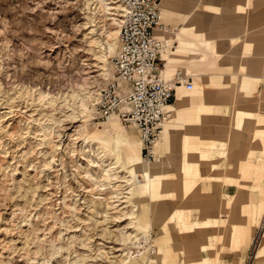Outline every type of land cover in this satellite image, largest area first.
<instances>
[{
	"label": "rangeland",
	"instance_id": "1",
	"mask_svg": "<svg viewBox=\"0 0 264 264\" xmlns=\"http://www.w3.org/2000/svg\"><path fill=\"white\" fill-rule=\"evenodd\" d=\"M118 7V0H0V264H120L131 241L147 238L144 199L139 213L130 176L108 172L109 160L98 156L109 149L98 141L102 120L95 111L87 118V97L114 77L117 36L115 52L105 62L100 55L113 41ZM124 134L138 139L119 124L109 146L139 165ZM166 178L156 181L161 196ZM196 183L181 180L184 194ZM255 187L260 208L264 182Z\"/></svg>",
	"mask_w": 264,
	"mask_h": 264
},
{
	"label": "crops",
	"instance_id": "2",
	"mask_svg": "<svg viewBox=\"0 0 264 264\" xmlns=\"http://www.w3.org/2000/svg\"><path fill=\"white\" fill-rule=\"evenodd\" d=\"M160 8L169 29L154 31L166 47L157 55L160 75L169 80L180 71L193 88L175 89L157 160L134 170L147 174L142 226L156 251H145L143 261L247 264L261 227L250 264H264V203L258 208L263 196L255 187L264 182V0H160ZM131 128L138 139H121L141 160ZM161 176L165 196L155 188ZM183 179L197 181L186 195Z\"/></svg>",
	"mask_w": 264,
	"mask_h": 264
},
{
	"label": "built area",
	"instance_id": "3",
	"mask_svg": "<svg viewBox=\"0 0 264 264\" xmlns=\"http://www.w3.org/2000/svg\"><path fill=\"white\" fill-rule=\"evenodd\" d=\"M118 2L122 7V22L111 61L114 77L100 89L95 108L98 119L114 116L121 124L137 129L143 144L142 157L150 162L153 157L149 149L168 118L165 108L176 87L190 91L193 83L180 71L169 80L160 75L164 65L157 55L166 47L157 41L154 31L169 30L161 23L160 0ZM261 238L259 227L252 238V248L259 246ZM153 254L154 248L149 251V255Z\"/></svg>",
	"mask_w": 264,
	"mask_h": 264
},
{
	"label": "bare ground",
	"instance_id": "4",
	"mask_svg": "<svg viewBox=\"0 0 264 264\" xmlns=\"http://www.w3.org/2000/svg\"><path fill=\"white\" fill-rule=\"evenodd\" d=\"M102 2V1H101ZM119 3V2H118ZM120 5V3H119ZM119 8V7H118ZM120 8H121V15L119 16L120 19H115L114 21V25L116 26V31L113 33L112 35V39L113 41H107L106 43V47L103 48V50L105 52L102 53V55H100V59L105 62L106 59L111 56L115 51H114V40L116 39V36L118 37V33H119V28L121 26V22H122V7L120 5ZM120 8H119V12H120ZM158 32V31H157ZM165 52V51H163ZM164 65V64H163ZM103 68H105V66H103ZM164 69V68H163ZM162 69V71H163ZM103 76H106V73H103ZM178 87H176L177 89ZM99 93L100 92H92L88 97L87 99L89 100L88 102V110H87V118L89 116V113L91 115V113L93 111L96 112V103L98 101V98H99ZM170 106V104L165 108V112L167 114L168 113V107ZM86 107V106H85ZM97 114V113H96ZM169 117V115H168ZM168 120V118H167ZM165 123V122H164ZM164 123L161 127V130L158 134V138L154 141L152 147L149 149L150 150V154L152 155L153 157V160L152 161H145L144 158L142 157V154L140 153V163L139 165H135L132 163V154L130 152H126V157L124 158V160H121L118 156H116L111 147L109 146L110 144V141L111 139L114 137V135H117L118 134V126L119 124L122 126V124L120 123V121L112 116L110 118H108L107 120H103L99 123L100 126H102V137L100 139H98V141L101 143V144H107V147H109L108 152H105V151H101V152H98V156L99 158H106L107 161L109 160V168L107 169V171H119L120 173H125V174H128L130 176V181H129V184H127V187L129 188V190L132 188V199L134 200L135 202V205H136V201L140 198H142V196L144 195V191H145V188L148 186V178H147V174H146V171H145V174L143 176L142 172H134V170L136 168H138L139 166L141 167H148L149 165H151L153 162H155L157 160V157H156V154L154 153V145L157 144L158 142H160V140L162 139L163 137V133H164ZM129 127H133V126H129ZM141 142V140H140ZM143 148V144L141 142V149ZM134 173V174H133ZM107 175V174H106ZM132 202V201H131ZM113 203V202H112ZM136 210H138V212L140 211L139 207L136 205ZM135 211V210H134ZM140 213V212H139ZM139 213L135 215V213H133L131 215V219H134V222H139L140 218H139ZM140 235V233H139ZM262 239V238H261ZM145 240V241H144ZM142 241V242H141ZM139 242L142 243V245L139 244ZM146 242V239H145V236L142 234L141 238H136L135 240L131 241V246L132 248L130 249L131 251L125 253L124 257L125 259H123L121 261L120 264H138V261H143L145 256H146V250H148V256H149V251L153 248L151 246V244L149 245H146L145 244V248L143 249V251L139 252V254L137 256L134 255V252L133 250H141L142 247H143V243ZM145 250V251H144ZM155 250H154V254H155Z\"/></svg>",
	"mask_w": 264,
	"mask_h": 264
}]
</instances>
